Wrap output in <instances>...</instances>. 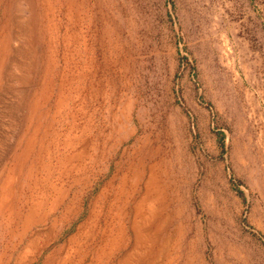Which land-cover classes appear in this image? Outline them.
<instances>
[{
	"label": "rangeland",
	"instance_id": "374dc122",
	"mask_svg": "<svg viewBox=\"0 0 264 264\" xmlns=\"http://www.w3.org/2000/svg\"><path fill=\"white\" fill-rule=\"evenodd\" d=\"M152 209L140 264H264V0H0V264H138Z\"/></svg>",
	"mask_w": 264,
	"mask_h": 264
},
{
	"label": "bare ground",
	"instance_id": "6f19581e",
	"mask_svg": "<svg viewBox=\"0 0 264 264\" xmlns=\"http://www.w3.org/2000/svg\"><path fill=\"white\" fill-rule=\"evenodd\" d=\"M149 203L151 204V202H149ZM155 214H156V210L152 209L151 212L145 213L140 218V220H136L134 223L135 225L133 224L134 225L133 227L136 226V245H135L136 247H133L132 250H134V251H133V253H131V256L129 258H125V260H124L125 263L128 261V259L130 260L131 258L132 259L135 258L136 262L138 264L142 263L141 257H143V254L145 257V255L148 253V250L151 246L150 240L152 241V239H151V234L149 232V229L151 228V222L153 220V217L156 216ZM129 252H131V251H129ZM135 254L137 256H139V258L141 260L139 258L134 257ZM126 259H127V261H126Z\"/></svg>",
	"mask_w": 264,
	"mask_h": 264
}]
</instances>
